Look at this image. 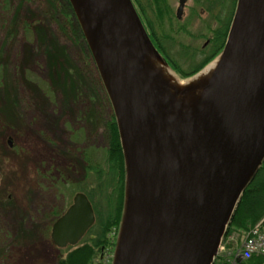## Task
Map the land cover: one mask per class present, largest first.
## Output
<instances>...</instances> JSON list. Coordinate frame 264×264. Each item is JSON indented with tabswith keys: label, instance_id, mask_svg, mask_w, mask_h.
<instances>
[{
	"label": "water",
	"instance_id": "obj_1",
	"mask_svg": "<svg viewBox=\"0 0 264 264\" xmlns=\"http://www.w3.org/2000/svg\"><path fill=\"white\" fill-rule=\"evenodd\" d=\"M69 2L109 99L124 161L111 264H212L264 159V0H236L221 53L193 75L214 65L197 106L167 130L159 119L172 105L147 102L132 58L133 28L176 73L151 43L131 0ZM185 2L178 0L177 17ZM171 86L153 88L154 98ZM94 223L91 203L78 192L53 223L50 240L58 249L75 247Z\"/></svg>",
	"mask_w": 264,
	"mask_h": 264
},
{
	"label": "trees",
	"instance_id": "obj_2",
	"mask_svg": "<svg viewBox=\"0 0 264 264\" xmlns=\"http://www.w3.org/2000/svg\"><path fill=\"white\" fill-rule=\"evenodd\" d=\"M193 1L199 6L207 5V12H212L221 0ZM131 2L145 30L148 32L151 29L152 33L146 11L137 0ZM231 3L236 5V0H231ZM150 5L154 15L163 21L170 20L167 0H150ZM231 14L232 12L230 17ZM215 20L218 21L216 17ZM25 33L30 38H26ZM21 36L25 37L22 38L24 62L18 67H13L12 63L10 66L9 49L18 45ZM31 38L34 43L26 44ZM155 39L157 46L165 54L159 39L156 36ZM73 42L74 47L71 45ZM216 55L217 52L200 67L187 74L172 65L173 70L179 77L188 78ZM36 56L40 57L42 61L40 66L46 72L43 84L49 85H44L45 87L40 86L30 75V61L37 58ZM55 85H60V88ZM7 86L11 93L5 100L8 106L5 109L0 108V129L10 126L9 118L4 115L9 106L12 107L10 111L20 122L19 111H22L23 104H39L37 99L50 104L53 101L49 95L53 93L60 95L64 105L68 107L71 104L85 106L84 112L81 113L82 110L78 112V117L84 119V128H76L75 133L72 132L70 135L76 136L82 132L84 137L89 135V139L92 134L104 135L106 145L102 151L89 146L75 151L66 149L64 152L65 158L71 162L68 168L71 167L75 171L72 183L74 187L81 185L79 192L84 193L91 203L95 223L78 246L68 248L64 257L58 256L54 261V264H104L105 260L112 258L121 222L125 168L109 99L69 0H0V95L1 90ZM19 90L24 93L23 98ZM88 126L89 131L86 130ZM69 143L71 147H77L70 137ZM66 182L63 183L65 186L63 184L61 186L71 185ZM59 214L60 211L54 210L51 218ZM260 222L264 228V159L245 187L228 225V231L242 234ZM2 249L5 248L0 245V255H5V250Z\"/></svg>",
	"mask_w": 264,
	"mask_h": 264
},
{
	"label": "rangeland",
	"instance_id": "obj_3",
	"mask_svg": "<svg viewBox=\"0 0 264 264\" xmlns=\"http://www.w3.org/2000/svg\"><path fill=\"white\" fill-rule=\"evenodd\" d=\"M218 2L214 11L207 12V5L199 6L193 0H187L183 16L177 21L175 12L178 0H167L170 20L163 21L152 13L150 0H137L148 15L152 30L164 48V55L186 74L207 56V51L201 52L200 48L219 26L214 22L215 17L221 18L222 24L228 18L231 0ZM25 34L26 38H30ZM25 37L21 36L18 45L9 49L10 66L12 63L13 67H18L24 62L22 38ZM32 38L29 43H25L33 44ZM41 62L40 57H37L30 61L31 69L29 60L27 64L34 81L45 87L49 84H43L46 72L40 66ZM81 65L84 67L82 62ZM192 78L175 75L177 83ZM55 86L60 88V85ZM10 93L8 86L1 90L0 108L8 106L5 100ZM19 93L23 98L24 93L21 90ZM51 95L53 102L50 104L43 103L41 99H37L39 104H23L22 111H19L20 122L10 111L11 106L4 113L9 118L10 126L0 129V245L5 248L2 249L5 255H0V264H54L58 256H65L68 248L59 250L50 240L53 224L51 213L54 210L64 212L81 185L74 187L72 175L75 171L68 168L71 162L65 158L64 151L81 150L89 146L102 151L106 145L102 133L92 134L91 139L89 135L84 137L82 132L76 136L70 135L76 128H84V119L78 117V112H84L85 106L71 104L68 107L60 95ZM89 129L88 126L86 130ZM69 137L77 147L69 146ZM8 142L12 144L11 147ZM65 182L71 185L62 187ZM227 234L240 233L228 231Z\"/></svg>",
	"mask_w": 264,
	"mask_h": 264
},
{
	"label": "bare ground",
	"instance_id": "obj_4",
	"mask_svg": "<svg viewBox=\"0 0 264 264\" xmlns=\"http://www.w3.org/2000/svg\"><path fill=\"white\" fill-rule=\"evenodd\" d=\"M130 45L133 62L137 75L141 79L147 102L160 108L172 105L171 109L159 119L160 128L167 130L174 128L173 126L180 125L191 115L197 106L214 65L208 67L187 82L175 83L176 79L173 73L165 68L158 58L148 50L136 28H133V32L131 33ZM162 82L173 85L171 86L173 88H170L162 97L155 99L153 88H160ZM174 88L182 95L178 94L176 96Z\"/></svg>",
	"mask_w": 264,
	"mask_h": 264
},
{
	"label": "built area",
	"instance_id": "obj_5",
	"mask_svg": "<svg viewBox=\"0 0 264 264\" xmlns=\"http://www.w3.org/2000/svg\"><path fill=\"white\" fill-rule=\"evenodd\" d=\"M249 263L264 264V228L261 222L241 235L225 233L212 262V264Z\"/></svg>",
	"mask_w": 264,
	"mask_h": 264
},
{
	"label": "flooded vegetation",
	"instance_id": "obj_6",
	"mask_svg": "<svg viewBox=\"0 0 264 264\" xmlns=\"http://www.w3.org/2000/svg\"><path fill=\"white\" fill-rule=\"evenodd\" d=\"M186 2H187V0H186ZM186 2H185V4H184V6H183V10H182V12L180 13V15H179V17H177V8H176V12H175V18H176V20L177 21H180L181 20V18H182V16H183V11H184V7H185V5H186ZM178 7V6H177ZM219 10V9H218ZM234 10H235V4L233 5L232 3H231V6H230V12H229V15H228V18L224 21L223 20V24H222V21H221V18L220 19H218V21H214L217 25H219L216 29H214L213 31H212V34H211V36H209V37H207L206 38V41L204 42V44L202 45V47L200 48V51L201 52H206L207 51V56L205 57V59L201 62V63H199V64H197V65H195V66H193L191 69H190V72L191 71H193V70H195V69H197L198 67H200L201 66V64L205 61V60H207V59H209L210 57H212L214 54H216V52H217V55L210 61V62H213L218 56H219V54L221 53V51H222V49H223V47H224V44H225V40H226V37H227V33H228V29H229V26H230V23H231V19H232V16H233V13H234ZM218 12V11H217ZM232 12V14H231V17H230V13ZM220 17H221V13H220ZM142 22V21H141ZM147 32V31H146ZM147 35H148V37H149V39H150V41H151V43L153 44V46L157 49V51H158V53L165 59V61L167 62V64L169 65V67L171 68V69H173V66H175L176 64H173L170 60H168L167 59V57L161 52V50L159 49V47L157 46V44H156V39H155V36H154V33L152 32L151 33V31H150V33H148L147 32ZM210 48V49H209ZM221 48V49H220ZM208 49H209V51H208ZM209 62V63H210ZM209 63H207V64H209ZM206 64V65H207ZM173 65V66H172ZM206 65H204V67L206 66ZM172 66V67H171ZM176 67V66H175ZM204 67H202V68H204ZM177 68V67H176ZM201 68V69H202ZM200 69V70H201ZM179 70V69H178ZM174 71V70H173ZM69 146H70V144H69ZM65 152V151H64ZM56 185V187L58 188V185L57 184H55ZM78 193V192H77ZM81 193V192H80ZM76 194V193H75ZM74 194V195H75ZM84 194V193H83ZM85 195V194H84ZM71 203H72V201H71ZM71 205V204H70ZM69 205V206H70ZM68 206V207H69ZM67 207V208H68ZM67 208H66V210H67ZM65 210V211H66ZM64 211V212H65ZM64 212H60V214L59 215H57V216H55V217H53V218H51V220H52V222L54 223ZM53 225V224H52ZM52 225H51V227H52ZM93 227V226H92ZM50 231H51V229H50ZM87 234H88V232L86 233V235L85 236H87ZM85 236H84V238H85ZM84 238L82 239V241L84 240ZM80 244V243H79ZM67 248H71V247H67ZM66 249V248H65Z\"/></svg>",
	"mask_w": 264,
	"mask_h": 264
}]
</instances>
